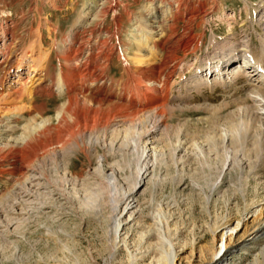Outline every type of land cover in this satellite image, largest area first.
I'll return each instance as SVG.
<instances>
[{
  "label": "rangeland",
  "instance_id": "rangeland-1",
  "mask_svg": "<svg viewBox=\"0 0 264 264\" xmlns=\"http://www.w3.org/2000/svg\"><path fill=\"white\" fill-rule=\"evenodd\" d=\"M201 1L209 13L202 19L198 11L199 26L194 34H202L204 49L198 56L188 54L190 69L186 64L180 66L181 74L173 79L178 86L169 93L188 100L181 104L192 107L191 111L167 110L170 132L160 136L159 143L148 145L156 147L150 158L144 157L139 136L131 133L127 139L114 135L118 139L112 145L109 139L105 145L86 141L71 146L63 156L37 161L46 183L29 198L26 175L0 171V264H208L223 242L230 250L225 264L252 262V234L264 221V163L253 154L250 139L240 147L233 163L227 161L236 150L227 146V140L235 129L233 124L237 127L229 113L237 109L234 103L249 98L252 90L241 77L228 88L206 86L198 91L183 84H195L199 72L195 66L202 63L212 70L219 67L220 58H232L233 53L249 58L246 36H255L256 45L258 37L264 36V25L259 22L264 0ZM94 2L100 0H0V52L8 53L20 43L25 49L43 44L54 51L52 40L65 38L72 31L84 4L95 12ZM116 2L118 11L124 5L133 11L131 15L120 11L124 29L118 34L110 12L94 19L85 36L88 41L96 36L115 44L116 30L134 56L137 45L131 33L137 31L129 19L140 18L153 4L150 0H112L107 5L116 6ZM177 24L179 36L185 22ZM95 28L102 32L98 34ZM131 56H126L127 62L134 68ZM53 59L52 71L58 76L56 53ZM123 63L113 56L109 64V73L118 82L129 76ZM245 69L242 75L252 74V68ZM62 91L45 102L48 115H53L64 99ZM35 98L41 105V97ZM224 104L229 106L219 112L223 117L212 122V107ZM14 163L8 157L0 159V170L9 171L20 164ZM145 169L150 172H146L144 183L137 185ZM112 172H116V180L107 178ZM52 188L56 190L53 195L48 191ZM131 199L130 211L141 212L144 217L140 220L129 219V208L123 213ZM229 220L230 227L236 228L223 239L226 230L222 225Z\"/></svg>",
  "mask_w": 264,
  "mask_h": 264
},
{
  "label": "bare ground",
  "instance_id": "bare-ground-1",
  "mask_svg": "<svg viewBox=\"0 0 264 264\" xmlns=\"http://www.w3.org/2000/svg\"><path fill=\"white\" fill-rule=\"evenodd\" d=\"M111 2L112 0L94 2L97 4L95 12L89 9L88 3L84 4L72 31L65 38L52 40L54 51L42 46L43 44L37 48L32 43L25 49L20 43L14 50L11 47L8 53L5 52L7 55L0 52V159L8 157L13 164H16L14 161L20 163L12 170L0 171L12 175H26L29 189L25 192L29 193L26 194L28 198L31 193L44 188L46 183L43 182L45 172L35 164L37 161L45 163L49 158L63 156L71 146H79L86 141L93 145H105L109 139L112 145L119 136L127 139L131 133L139 136L138 141L143 144L144 157L150 158L156 147L148 145L159 143L160 136L170 132L166 122L167 110L191 111L192 107L181 104L188 100L177 96L170 97L169 93L178 86L173 84V79L176 81L178 73L181 74L180 66L186 64L190 69L188 61L186 62L188 54H199L204 49L202 34L194 33L199 26L196 23L198 11L202 12V19L208 16L206 3L201 0H150L153 4L151 10H145L140 18L129 19L137 31L131 33L137 45L135 55L131 56L128 46L122 43L118 34L119 30L124 29L123 10L127 15L133 14V11L131 6L124 5L120 12L119 2L115 3L116 6L107 5ZM214 3L216 4L215 1ZM110 12L117 27L118 34L116 30L113 33L118 41L111 44L107 38L99 40L96 36L88 41L85 33L91 27L92 21L99 19L100 14L105 17ZM181 20L185 22L184 32L178 36L177 23ZM259 22L264 25V14ZM95 31L99 34L102 29L95 28ZM93 32L94 29L90 34L94 35ZM246 37L249 58L241 59L239 53H233L232 58H220L219 67L215 66L212 70L206 63L195 66L199 71L193 79L195 84L190 85L185 81L183 87L189 85L198 91L206 86L228 88L237 84L240 77L244 79L253 94L245 100L236 101L234 104L237 109L229 113L230 117L236 119L233 121L237 122V127L233 124L235 129L227 140V146L236 149L232 152L233 158L229 156L227 161L236 159L240 147H244L250 139L253 154L260 159V163H264V36L258 37L259 45L255 43V36L248 34ZM180 52L183 54L179 55ZM53 53H56L59 60L58 76L52 71ZM127 55L131 56L134 68L128 64ZM113 56L125 62L123 69L129 75L125 81L118 82L109 73ZM245 67L252 68V74L245 72L242 75L241 71H245ZM182 79L184 78L179 80ZM61 90L64 92V99L55 107V113L48 115L49 106L45 102ZM36 95L42 99L40 106L36 102ZM228 106L229 104H224L221 107H212L213 109L208 107L213 110L212 122L223 117L219 112ZM181 131L179 129V133ZM114 135L118 136L115 137L116 140ZM243 149L245 150L241 148L242 151ZM147 171L145 169L141 174L137 185L142 184ZM107 178L116 180V172L110 173ZM48 191L53 195L56 190L52 188ZM132 201L133 199L127 203L123 213L129 208V219L134 216V219L137 217L140 220L144 217L141 212H136V209L130 211L133 208ZM231 221L222 225L226 230L223 239L229 231L236 228L230 227ZM252 235L255 250L252 252L253 259L250 264H264V221ZM229 253L228 246L223 242L219 254L208 264L227 263Z\"/></svg>",
  "mask_w": 264,
  "mask_h": 264
}]
</instances>
